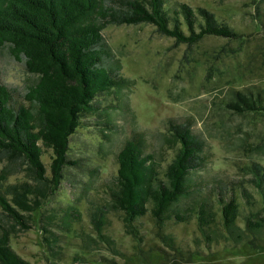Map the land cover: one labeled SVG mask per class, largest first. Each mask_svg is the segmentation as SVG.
Masks as SVG:
<instances>
[{
  "label": "trees",
  "instance_id": "16d2710c",
  "mask_svg": "<svg viewBox=\"0 0 264 264\" xmlns=\"http://www.w3.org/2000/svg\"><path fill=\"white\" fill-rule=\"evenodd\" d=\"M119 23H148L174 44L186 46L205 35H237L208 9L177 0H0V50L34 76L20 87L0 79V157L8 159L0 167V264H30L8 239L14 225L26 228L31 222L51 257L60 253L59 237L69 233L85 248L103 244L116 250L107 232L111 213L119 215L124 232L136 242L142 240L138 218L145 212L157 232L167 221L193 220L195 239L204 244L251 248L255 239L264 238V165H246L255 195L225 174L213 173L203 181L201 141L187 123L172 118L149 135L155 143H170L169 157L142 143L140 132H132L115 153V173L102 181L103 194L85 196L83 211L68 202L40 211L41 200L57 189L64 168L77 166L67 156L68 138L80 119L95 111L93 98L128 81L101 33L105 25ZM234 97L227 102L236 112L264 114L261 91ZM259 138L264 140V126ZM44 150L50 154L47 169L40 158ZM15 158L24 164L25 179L9 182ZM157 236L170 247L169 233ZM102 258L70 256L77 264L108 263Z\"/></svg>",
  "mask_w": 264,
  "mask_h": 264
},
{
  "label": "rangeland",
  "instance_id": "374dc122",
  "mask_svg": "<svg viewBox=\"0 0 264 264\" xmlns=\"http://www.w3.org/2000/svg\"><path fill=\"white\" fill-rule=\"evenodd\" d=\"M177 1L193 9H208L237 35H205L186 46L174 44L171 37L158 34L148 23L105 25L101 33L128 81L93 98L95 111L83 116L68 138L67 156L77 166L64 168L57 189L41 200V212L66 202L83 211L85 196L103 194L102 181L115 173V153L132 132H140L142 143L169 157L170 143L158 144L149 136L155 129L163 130L161 122L166 118L187 123L200 139L205 156L199 170L203 181L213 173L225 174L240 180L255 195L246 165L252 161L264 165V140L259 138L264 114L236 112L228 100L235 93L261 91L264 95V0ZM33 78L0 50L1 81L20 87ZM40 158L47 169L49 151L44 150ZM4 162L8 159L3 155L0 167ZM10 164L13 168L7 180L25 179L22 160L15 158ZM108 217L107 232L114 238L116 250L103 244L85 248L69 233L59 237L56 249L60 253L51 257L40 242L36 222L26 228L14 225L8 242L30 264H77L70 260L74 253L100 254L108 262L101 264H264V238L255 239L251 248L220 241L204 244L195 239L193 220L167 221L157 232L145 212L138 218L142 240L136 242L124 232L119 215ZM164 232L171 236L170 247L157 236Z\"/></svg>",
  "mask_w": 264,
  "mask_h": 264
}]
</instances>
